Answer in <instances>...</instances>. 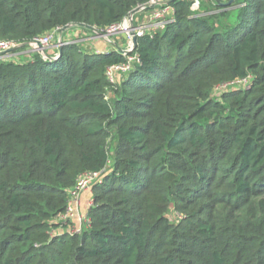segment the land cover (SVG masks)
Returning a JSON list of instances; mask_svg holds the SVG:
<instances>
[{"label": "trees", "instance_id": "16d2710c", "mask_svg": "<svg viewBox=\"0 0 264 264\" xmlns=\"http://www.w3.org/2000/svg\"><path fill=\"white\" fill-rule=\"evenodd\" d=\"M148 1L0 0V41L24 44L0 58V264H264V0L171 1L115 82L114 46L31 43ZM100 171L73 232L61 215Z\"/></svg>", "mask_w": 264, "mask_h": 264}, {"label": "built area", "instance_id": "2783aa9c", "mask_svg": "<svg viewBox=\"0 0 264 264\" xmlns=\"http://www.w3.org/2000/svg\"><path fill=\"white\" fill-rule=\"evenodd\" d=\"M169 0H149L146 5L141 6V10L138 11L143 12L145 8H150V11L143 17H132L130 21L128 17H126L122 22L111 25L105 30H97L92 29V35L88 36L87 39L93 38H101L106 44L114 46L119 37L120 39H125V43L120 45V47L129 52H122L125 56L126 61L119 64H113L109 66L106 70V75L110 82H115L117 78L126 75L133 67L134 63L139 62V58L137 54H132V51L135 48L133 44L132 38L133 36L140 37L147 33H152L157 30H162L165 28L167 24L173 21L174 8L168 3ZM198 2L196 1V5ZM152 5V7H150ZM66 29H56L52 31L50 34H47L43 37L34 39L31 43L37 47L40 45L43 49L50 46L52 40L57 38V43L55 46L58 47L59 41H62V45L64 42H80L87 40L86 38H79L77 35H72L71 37L63 40L62 33ZM133 32V33H132ZM76 33H80V31H76ZM59 36L57 37V35ZM119 36V37H118ZM18 44L12 42L0 41V58H5L9 56V49L17 46ZM115 48V47H113ZM247 83V79L236 80L231 83H227L218 87L219 90H225L232 87H238L241 85H245ZM102 182V172L88 173L84 176L80 177L77 181V184L72 191V199L70 201L69 206L66 211L61 215V217L65 220H74L78 217L79 222L78 225L73 229L76 233L82 230V227L88 223L87 214H82L80 211V196L79 194L84 192L85 190L90 188V185H94L96 183ZM91 203L89 202L88 205ZM72 230V231H73Z\"/></svg>", "mask_w": 264, "mask_h": 264}, {"label": "rangeland", "instance_id": "374dc122", "mask_svg": "<svg viewBox=\"0 0 264 264\" xmlns=\"http://www.w3.org/2000/svg\"><path fill=\"white\" fill-rule=\"evenodd\" d=\"M228 1H226V2H222V4H225V5H227L226 3H227ZM128 17V16H127ZM76 29L75 28H68V30L66 29V30H64L63 31V33H62V39L63 40H65V39H67V38H69V37H71L73 34L74 35H77V37H79V38H88V36H89V34H87V33H76ZM59 36V34L57 35V37ZM119 37V36H118ZM121 37H119L118 38V40L120 41V40H122V39H120ZM94 39H99V38H94ZM57 38L55 39V41H54V43H52V45L53 46H55V44L57 43ZM84 42L86 43V45L87 46H90L88 43L90 42V40L89 39H87V40H84ZM107 45H109V44H107ZM55 47H57V46H55ZM93 47V46H92ZM27 51L26 50H23V51H21V52H19V53H17V55H18V58H20V59H22L27 53H26ZM92 187H93V185H90V188L89 189H87V190H85L84 192H82V193H80L79 194V196H80V208H81V212H82V214H85V213H87L86 211H87V208H88V203L90 202H92ZM86 194H88V199H87V204L84 206L83 205V209H82V200L84 201V202H86L85 200H84V196L86 195ZM72 222H73V224H72V226H71V228L72 229H74L76 226H77V223L79 222V220H78V217L76 218V219H74V220H71ZM73 232H75L74 230H73Z\"/></svg>", "mask_w": 264, "mask_h": 264}, {"label": "water", "instance_id": "95a60500", "mask_svg": "<svg viewBox=\"0 0 264 264\" xmlns=\"http://www.w3.org/2000/svg\"><path fill=\"white\" fill-rule=\"evenodd\" d=\"M171 1H173V0H169L168 3H170ZM233 1H234V0H228V2H227L226 4L229 5V4H231ZM150 7H152V5H150ZM140 10H141V6H139V7L135 8V9H133V10L128 14V19L131 21L133 15H134L135 13H137L138 11H140ZM69 27H70V26H65L63 29H67V28H69ZM91 29H95V28H94V27H91ZM132 33H133V32H132ZM132 41H133V44L136 45V36H133ZM58 43H59V45H58V49L61 50L62 41L60 40ZM22 45H24V44H18L17 46H14V47L10 48L9 51H12V50H14V49H16L17 47H20V46H22ZM114 47H115V49H116L118 52H120V53H122V52H129V51H126V50L122 49V48H121L120 46H118L117 44H114ZM36 49H37L38 51L44 53V49H43L40 45H38V46L36 47Z\"/></svg>", "mask_w": 264, "mask_h": 264}, {"label": "crops", "instance_id": "0c3cea01", "mask_svg": "<svg viewBox=\"0 0 264 264\" xmlns=\"http://www.w3.org/2000/svg\"><path fill=\"white\" fill-rule=\"evenodd\" d=\"M88 44L90 45V46H88V48L90 50H94V51L107 50V49H109L111 47L110 45H107L106 42L103 41V39H101V38H99V39H94V38L93 39H90V42ZM87 199H88V194H86L84 196V200L86 202H84L82 200V209H83V205L85 206L87 204Z\"/></svg>", "mask_w": 264, "mask_h": 264}]
</instances>
